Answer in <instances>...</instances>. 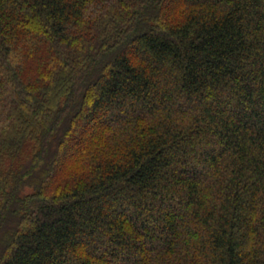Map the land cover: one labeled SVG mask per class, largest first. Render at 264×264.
I'll list each match as a JSON object with an SVG mask.
<instances>
[{
  "label": "trees",
  "instance_id": "trees-1",
  "mask_svg": "<svg viewBox=\"0 0 264 264\" xmlns=\"http://www.w3.org/2000/svg\"><path fill=\"white\" fill-rule=\"evenodd\" d=\"M0 264H264V0H0Z\"/></svg>",
  "mask_w": 264,
  "mask_h": 264
},
{
  "label": "rangeland",
  "instance_id": "rangeland-1",
  "mask_svg": "<svg viewBox=\"0 0 264 264\" xmlns=\"http://www.w3.org/2000/svg\"><path fill=\"white\" fill-rule=\"evenodd\" d=\"M33 188L32 187H27L26 189H25V191H24V193L25 194H31V193H33Z\"/></svg>",
  "mask_w": 264,
  "mask_h": 264
}]
</instances>
